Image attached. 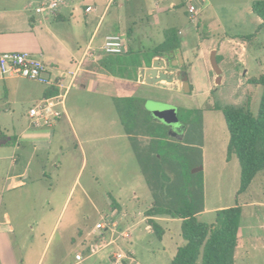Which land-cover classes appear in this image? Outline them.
<instances>
[{
  "label": "rangeland",
  "instance_id": "374dc122",
  "mask_svg": "<svg viewBox=\"0 0 264 264\" xmlns=\"http://www.w3.org/2000/svg\"><path fill=\"white\" fill-rule=\"evenodd\" d=\"M68 1L65 0V4ZM253 1L174 0L180 5L178 11L163 17L170 26L154 37L149 33L152 19L144 1H130L128 18L122 19L117 33L123 35L127 52L123 46L120 55H106L101 51L103 43L98 42L94 46L99 47L102 43L99 50L96 49L99 59L105 56L115 59L117 64H114L113 73L137 80L134 77L139 73L138 69L151 67L155 59H164L166 56L159 55L170 44L178 43L184 61L180 74L187 75L193 89L185 92L179 85V78L171 84L162 81L158 85H147L140 81L139 74V83L135 87L126 85L103 76L109 72H104L97 61L86 59L84 67L80 68L93 73L81 71L65 93V115L58 120L60 125L53 142L54 147H63V160L67 162L58 172L42 179L47 188L56 190L58 196L65 195L75 181L72 191L63 210L59 204L52 205V211L41 208L50 213L40 237L29 230L32 227L34 231L36 227L29 200H22L21 205L14 207L20 217L25 211L22 226L26 229V238L15 240L18 243L16 249L4 247L3 257L8 259V264H23V258L25 264H34L38 259L40 264H71L75 252L84 253L90 244L98 241L92 229L99 221L116 223L114 229L102 232V239L113 243L80 264H110L109 253L118 249L133 252L134 261L127 264H168L171 245L180 238V224L163 223L166 233L161 242L144 219V212L151 206L154 196L160 193L166 199L168 194L167 189L159 192L146 183L138 162L136 154H145L150 146L163 159L160 160L161 168L168 178L165 184L174 177L173 162L185 166L190 173L193 168L202 167L191 173L201 184L203 202L208 210L207 214L198 217L199 221L213 223L216 211L221 207L259 202L261 207H245L243 215H251L264 223V173L253 179L247 191L237 195L239 164L233 155L226 157L228 132L222 112L217 109L248 104L253 114L258 110L263 88L250 84L249 80L264 76V27L258 30L260 19L252 10L248 11ZM13 5L0 0V10H9ZM188 5L194 6V17L199 19L200 26L196 33L198 40L185 49L183 45L188 43L191 31L195 34L190 27L193 24L187 20L190 15L186 11ZM175 16L180 22L174 19ZM214 49L218 51L221 69L218 84L214 82L215 75L208 60ZM167 70L176 72L172 68ZM68 81L69 74L65 85ZM6 102L0 91V131L11 136L20 127L17 120H21V127L26 126L22 114L30 103H18L17 107L10 105L7 111ZM126 132L131 134L127 136ZM5 200L6 193L3 205H7ZM32 206L39 214L41 209L37 204ZM256 220H253L254 225ZM123 232L127 234L125 239L121 235ZM254 237L255 243L253 238L249 239L252 246L247 258H237V264H264V229L256 230ZM46 241L48 244L44 248ZM161 245H166L165 250Z\"/></svg>",
  "mask_w": 264,
  "mask_h": 264
},
{
  "label": "crops",
  "instance_id": "0c3cea01",
  "mask_svg": "<svg viewBox=\"0 0 264 264\" xmlns=\"http://www.w3.org/2000/svg\"><path fill=\"white\" fill-rule=\"evenodd\" d=\"M43 1L46 0H39V2L36 1L35 3L31 0H7L8 4H14L13 8L0 10V54L21 50L31 52L47 66V78L49 80L45 84L20 77L0 76V91L6 98L7 109L5 110L7 111L10 110V105L17 107L18 103L27 102L30 103L29 108L43 98L62 94L64 92L63 87L66 86L65 79L69 72L74 73L73 81H75L77 74L89 72L80 68L84 67L86 59L94 62L97 61L99 64L100 59L99 54H96V49L99 50L106 35L117 34L119 32V25L122 19L128 18V7L132 6L130 4L131 0H77V2L69 0L70 2H66L65 5L59 6L54 15L43 17L36 15L33 11ZM143 1L146 8H148L147 14L148 16L150 14L152 19L150 23L152 31L149 33L154 37L155 34H160L162 30L170 26L167 23V19L163 20V17L170 13H176L180 5L175 3L174 0ZM87 6L91 7V11L88 13L84 11ZM250 10L251 8L248 9L249 12ZM174 19L180 22V18L175 16ZM187 20L193 24L190 27H192L195 34L191 31L189 35L190 39L187 38L189 40L188 43L183 45L185 49L198 40L199 36L196 33L197 28L200 26L199 19L196 20L195 17H191V14L187 15ZM126 31L133 32L132 29H127ZM98 42L102 43L99 47H95L94 45H98ZM127 48V45H124V52H127ZM190 50L189 48V53L191 52ZM92 51H95L94 57L87 55ZM181 52L183 51L181 50ZM217 52L216 50V56ZM197 61L200 63L199 60ZM67 64H70L71 68ZM101 69L106 73L109 72L102 66ZM61 74H65V76L60 78ZM138 74L136 76L137 80ZM103 76L113 81H120L126 85L132 84L134 87L135 84L139 83L135 79L122 77L110 72L109 75L104 74ZM52 84H54L57 94L50 96L52 93L49 88ZM26 111L22 114L23 120L27 122L26 126L21 127V120H17L18 127L20 126L21 128L19 127L18 131H14L11 136L4 134L6 137L0 139V264H8V259L5 258L6 260H4L3 257L4 247L12 246L11 248L16 249L18 246L17 239L26 238V229L24 230L22 226L23 220H25V211H23L20 217V213L14 207L21 205L22 200H29L31 215H35L32 222L36 225L34 231L32 227H29V230L30 233L34 234L35 232L40 237L42 230L45 228L44 222L49 219L48 214L50 213L42 211L43 209L41 208L46 207L52 211V205L59 204L62 206L61 210H63L75 183L73 181L68 192L60 196L55 194L56 190L53 187L49 189L47 188V184H44V180L42 179L58 172L62 168L63 163L67 162V160H63V147L61 145L58 148L53 146L60 121L56 122L49 129H34L28 124ZM76 143V146L79 147L78 141ZM79 149L81 151L80 147ZM75 160L77 161V158ZM2 161H4V164H2ZM79 171L80 169L77 170V174ZM4 193H6L7 200L5 201L7 205L2 204ZM35 203L41 209L39 214H36V209L34 210L32 206ZM239 206L241 207V217L237 232V246L234 250V264H237V258H241L242 260L247 258L249 247L252 246V241H249V239L253 238L255 243L257 240L254 237L256 236V230L264 229V223H260V220H256V217L243 215L245 207H261L259 202H247ZM207 213L208 210L203 202V210L196 215L197 220L199 216ZM57 219L52 226L51 234L56 226ZM144 219L146 218L144 217ZM154 219L164 230L160 239L161 242L166 233L163 223L178 222L181 225V219L177 218L159 216ZM253 220L257 221L256 225H254ZM149 228L151 227L149 226ZM16 230H18L17 233H15ZM149 233H151L150 230ZM32 236L34 238V235ZM182 243L183 240L180 232L178 241H175L171 245L169 262L175 255L177 247ZM47 244L48 242L46 241L44 248ZM165 246L161 245V248L165 250ZM77 253L79 252H75V254ZM81 262H76L73 257L71 264H80ZM22 263L25 264L24 258L22 259ZM34 264H40L39 259Z\"/></svg>",
  "mask_w": 264,
  "mask_h": 264
},
{
  "label": "trees",
  "instance_id": "16d2710c",
  "mask_svg": "<svg viewBox=\"0 0 264 264\" xmlns=\"http://www.w3.org/2000/svg\"><path fill=\"white\" fill-rule=\"evenodd\" d=\"M251 10L261 20L259 30L264 27V0H254L251 3ZM178 48H180L178 43L170 44L159 57L174 55ZM216 59L218 62L217 56ZM113 60L116 61L105 56L99 63L113 73L114 64H117ZM249 83L261 85L263 88L255 114L250 111L248 104L217 108L222 112L228 132L226 157L228 159L233 155L239 164L240 183L237 195L247 191L253 179L264 173V76L251 78ZM49 89L52 93L50 96L57 94L54 84ZM126 99L130 100L132 97ZM136 105L137 103L131 105V108ZM126 134L130 135L131 132ZM5 137L0 131V139ZM136 155L146 183L159 192L164 189L168 191L166 199L160 193L155 195L152 205L144 212L146 223L151 227L154 236L160 240L164 232L155 217L181 219L180 232L183 243L177 247L168 264H234L241 207L235 205L218 209L215 221L211 224L199 221L196 215L203 210V193L199 180L195 178L196 175L191 174L185 166L173 162L171 165L173 181L165 184L168 178L161 168L160 160L163 159L157 155L155 149L150 146L145 154Z\"/></svg>",
  "mask_w": 264,
  "mask_h": 264
},
{
  "label": "built area",
  "instance_id": "2783aa9c",
  "mask_svg": "<svg viewBox=\"0 0 264 264\" xmlns=\"http://www.w3.org/2000/svg\"><path fill=\"white\" fill-rule=\"evenodd\" d=\"M61 5H65V0H46L37 5L33 11L35 14L52 16L55 14L57 8ZM86 13L91 11V7H85ZM188 13L191 17H194L196 10L193 5L188 6ZM124 41L120 34H108L104 37L102 45V52L106 55H119L123 52ZM87 55L95 56V51L89 52ZM70 75L69 83L63 87L64 92L60 95L43 98L39 102L35 103L27 110L28 122L31 128L34 129H49L51 128L63 115L64 110V95L68 91L70 85L74 83L73 72L68 73ZM0 76L2 77H24L32 81H38L40 83H48L47 78V66L38 59L31 52L26 50L10 51L0 54ZM65 74H61L60 78ZM61 87L60 84H58ZM116 226L114 221L104 223L97 222L93 228V234L98 236V241L90 244L84 253H77L74 255L76 262H81L89 256L95 255L100 249L107 246V244L113 243L105 242L102 239V231ZM125 239L126 233H121ZM110 264H127L132 262L133 252L122 251L120 249L114 250L109 255Z\"/></svg>",
  "mask_w": 264,
  "mask_h": 264
},
{
  "label": "water",
  "instance_id": "95a60500",
  "mask_svg": "<svg viewBox=\"0 0 264 264\" xmlns=\"http://www.w3.org/2000/svg\"><path fill=\"white\" fill-rule=\"evenodd\" d=\"M209 65L212 72L215 75V84H218L221 80V69L219 68L216 59V50H211L209 54ZM178 66L181 69L184 66L183 57L180 48L176 50L174 55L166 56L163 58L155 59L151 67H142L139 70L140 81L147 85H158L160 82L173 83L175 78L180 77V71H170L167 70L170 67ZM179 85L183 88L185 92H189L193 89V86L189 84L187 75L184 74L180 78ZM202 170L201 166L193 168L191 173H195Z\"/></svg>",
  "mask_w": 264,
  "mask_h": 264
},
{
  "label": "flooded vegetation",
  "instance_id": "af4514ba",
  "mask_svg": "<svg viewBox=\"0 0 264 264\" xmlns=\"http://www.w3.org/2000/svg\"><path fill=\"white\" fill-rule=\"evenodd\" d=\"M170 68H172V69H176V71H177V69H178L180 72H182V71H183V69H182V68H181V69H179V67H178V66H176V67H170ZM170 71H172V70H170ZM182 75H184V72H183L182 74H180V77H181ZM180 77H179V78H180ZM175 79H177V78H175ZM173 128H176V127L174 126ZM177 128H179V126H178Z\"/></svg>",
  "mask_w": 264,
  "mask_h": 264
}]
</instances>
